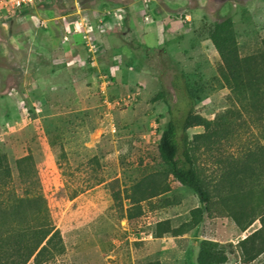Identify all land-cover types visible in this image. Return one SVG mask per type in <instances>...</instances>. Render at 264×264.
<instances>
[{"label":"rangeland","instance_id":"374dc122","mask_svg":"<svg viewBox=\"0 0 264 264\" xmlns=\"http://www.w3.org/2000/svg\"><path fill=\"white\" fill-rule=\"evenodd\" d=\"M79 17L95 24V61L81 37L63 43ZM227 21L239 58L264 54V0H51L0 24V162L10 188L47 200L65 245L47 264H199L204 243L224 264H246L240 242L264 220L257 193L242 220L236 199L213 197L206 210L158 151L168 123L188 113L186 88L202 177L214 187L248 166L241 187H252L246 156L264 146V63L257 87L225 83L210 34ZM159 184L164 193L136 203ZM257 241L263 248L264 230ZM247 264H264V252Z\"/></svg>","mask_w":264,"mask_h":264},{"label":"trees","instance_id":"16d2710c","mask_svg":"<svg viewBox=\"0 0 264 264\" xmlns=\"http://www.w3.org/2000/svg\"><path fill=\"white\" fill-rule=\"evenodd\" d=\"M210 40L221 57V75L228 86L240 90L253 89L263 82V78L256 71L263 66L260 62L264 63V54L258 58H239L230 21L216 25L210 34ZM184 91L188 99L185 103L188 113L182 120L168 123L158 145L160 157L167 168V176L191 189L206 210L211 206L213 197H217L219 201L236 199L241 203V210L235 212L234 217L238 221L242 220L247 215L246 200L252 199L251 197L257 193V196L255 195L257 201L264 202V185H260L259 181L264 176V146L259 147L257 153L249 152L246 156L247 164L256 167V172L251 173V176L255 177L249 178L253 184L251 188L241 187L249 175L248 166L246 170L239 172L230 169L220 177L217 185L211 187L209 184L212 181L202 177L190 147L188 131L195 127L193 117L195 101L186 88ZM0 164V264H47L56 260L64 254L65 245L61 232L51 217L47 200L36 190H28L25 195H19L9 187L10 171L3 162ZM236 179L240 181L239 188H236ZM255 183H259L257 192H255L256 186L253 188ZM160 187L159 184L154 191L143 190L142 199L136 200V203L151 199L158 193H164L166 188ZM135 189L137 190V187L134 191ZM212 189L215 194L211 192ZM133 201L135 203V200ZM228 209L234 212L233 208ZM199 212L200 210L194 214ZM254 221L255 218L247 227ZM261 230L240 242L246 264L254 261L264 252V247H260L257 241L264 230V220ZM214 247L209 243L199 247V264L226 262V258L218 259L214 254Z\"/></svg>","mask_w":264,"mask_h":264},{"label":"built area","instance_id":"2783aa9c","mask_svg":"<svg viewBox=\"0 0 264 264\" xmlns=\"http://www.w3.org/2000/svg\"><path fill=\"white\" fill-rule=\"evenodd\" d=\"M51 0H0V24L17 20H24L26 15L49 3ZM145 20L148 22L150 18L147 16ZM95 24L86 17H79L69 30V34L63 36V43L69 42L73 36L81 37L87 50V56L91 61H95L102 48L94 36ZM111 82L104 81L105 90Z\"/></svg>","mask_w":264,"mask_h":264}]
</instances>
